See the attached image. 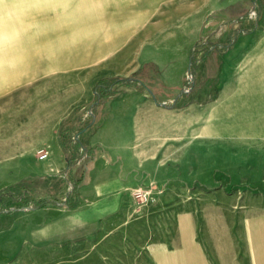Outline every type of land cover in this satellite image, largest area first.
Masks as SVG:
<instances>
[{
    "label": "rangeland",
    "instance_id": "374dc122",
    "mask_svg": "<svg viewBox=\"0 0 264 264\" xmlns=\"http://www.w3.org/2000/svg\"><path fill=\"white\" fill-rule=\"evenodd\" d=\"M103 80L109 96L98 104ZM78 136L94 150L87 163ZM110 148L150 158L142 169L163 182L126 194L136 226L100 252L78 243L74 260L52 255L73 171L90 172ZM0 192V264H136L189 202L264 205V0H4Z\"/></svg>",
    "mask_w": 264,
    "mask_h": 264
},
{
    "label": "crops",
    "instance_id": "0c3cea01",
    "mask_svg": "<svg viewBox=\"0 0 264 264\" xmlns=\"http://www.w3.org/2000/svg\"><path fill=\"white\" fill-rule=\"evenodd\" d=\"M247 43L246 37L240 40L238 51ZM258 49L260 51L258 47L256 52ZM202 120L204 124L207 122L205 116ZM77 141L76 149H80L81 159L87 163L94 150L81 144L79 136ZM61 148L67 155L63 145ZM110 149L93 161L90 172L85 170L89 166H84L81 172L73 171V190H65L71 216L59 232L52 235V255L74 260L78 243H86L100 252L104 239L110 234L136 226L126 221L131 210L124 207L126 194L142 182H163L159 170H143L153 167L150 158L145 161L140 154ZM20 181L14 180L8 185ZM174 217L171 236L145 241L136 254V264H264V205L258 196L244 197L241 203L235 199L231 203L225 200L220 206L211 207H198L189 202L185 209L175 212Z\"/></svg>",
    "mask_w": 264,
    "mask_h": 264
},
{
    "label": "trees",
    "instance_id": "16d2710c",
    "mask_svg": "<svg viewBox=\"0 0 264 264\" xmlns=\"http://www.w3.org/2000/svg\"><path fill=\"white\" fill-rule=\"evenodd\" d=\"M109 80H103L101 82V85H100V92L97 96V101H98V104L102 103L105 99L108 98L109 94V90L107 89V87H105V84L108 83ZM114 82L115 83H125L126 85H131L132 83H134L131 79H128V78H115L114 79ZM64 149H66V147L64 146V143L62 144ZM9 191L12 192L13 191V188L10 187L9 188ZM0 196H1V192H0ZM29 200H26V202H28ZM0 204L2 206L5 205V200L3 198L0 197ZM74 206H76V204L74 203ZM39 207H42V204H40Z\"/></svg>",
    "mask_w": 264,
    "mask_h": 264
},
{
    "label": "built area",
    "instance_id": "2783aa9c",
    "mask_svg": "<svg viewBox=\"0 0 264 264\" xmlns=\"http://www.w3.org/2000/svg\"><path fill=\"white\" fill-rule=\"evenodd\" d=\"M39 158H40V160H46V159H48L49 158V151H47V150H41L40 151ZM150 193H151V191H145V190H142V189H138L136 191V194H138L142 198H145V200H147V198L150 197ZM25 209H28V207H26Z\"/></svg>",
    "mask_w": 264,
    "mask_h": 264
},
{
    "label": "clouds",
    "instance_id": "9594fccd",
    "mask_svg": "<svg viewBox=\"0 0 264 264\" xmlns=\"http://www.w3.org/2000/svg\"><path fill=\"white\" fill-rule=\"evenodd\" d=\"M4 3V0H0V4H3ZM10 15H11V13H10Z\"/></svg>",
    "mask_w": 264,
    "mask_h": 264
}]
</instances>
